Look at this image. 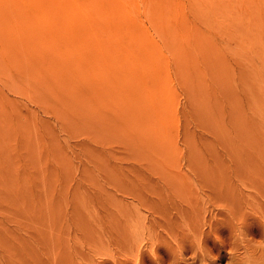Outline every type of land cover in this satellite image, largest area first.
Listing matches in <instances>:
<instances>
[{
	"label": "rangeland",
	"instance_id": "rangeland-1",
	"mask_svg": "<svg viewBox=\"0 0 264 264\" xmlns=\"http://www.w3.org/2000/svg\"><path fill=\"white\" fill-rule=\"evenodd\" d=\"M181 1L162 118L0 42V264H264V0Z\"/></svg>",
	"mask_w": 264,
	"mask_h": 264
},
{
	"label": "bare ground",
	"instance_id": "bare-ground-1",
	"mask_svg": "<svg viewBox=\"0 0 264 264\" xmlns=\"http://www.w3.org/2000/svg\"><path fill=\"white\" fill-rule=\"evenodd\" d=\"M183 6L181 0H0V42L70 93L112 111L120 97L131 112L162 118L173 99L166 55L140 15L182 53L205 41Z\"/></svg>",
	"mask_w": 264,
	"mask_h": 264
}]
</instances>
